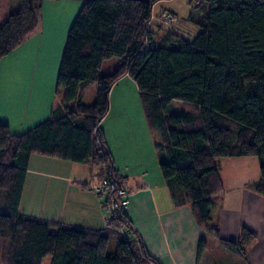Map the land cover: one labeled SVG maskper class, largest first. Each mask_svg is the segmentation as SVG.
<instances>
[{"label":"trees","instance_id":"obj_1","mask_svg":"<svg viewBox=\"0 0 264 264\" xmlns=\"http://www.w3.org/2000/svg\"><path fill=\"white\" fill-rule=\"evenodd\" d=\"M44 1L19 0L0 24V59L42 29ZM157 1L85 0L69 28L57 75L67 103L22 133L0 117V264H42L46 255L51 264H162L147 250L126 207L110 214L103 228L20 210L34 153L91 162L99 166L100 180L113 176L123 185L100 124L113 85L126 73L138 85L148 125L159 133V169L172 198L192 204L200 227L220 236L209 221L212 195L224 189L221 158L256 157L260 177L250 187L264 195V0H199L189 14L200 28L193 39L171 31L152 36ZM112 56L122 61L101 74ZM93 82L96 98L87 103L85 91ZM175 102L183 104L180 113ZM254 237L243 226L238 242L220 239L244 255ZM204 247L201 239L199 255Z\"/></svg>","mask_w":264,"mask_h":264},{"label":"crops","instance_id":"obj_2","mask_svg":"<svg viewBox=\"0 0 264 264\" xmlns=\"http://www.w3.org/2000/svg\"><path fill=\"white\" fill-rule=\"evenodd\" d=\"M84 1L45 0L42 29L0 59V117L13 132L30 129L50 117L56 107L67 103L64 90H58L57 75L67 33ZM195 3L199 0L157 1L149 24L152 36L159 38L174 32L175 27L166 25L168 13L188 15L189 22L184 24L194 29L189 14ZM159 5L161 11L156 13ZM178 20L177 17L172 24ZM154 26L158 31L163 30L162 35H156ZM121 83L136 85L128 73L117 80L110 92V109L100 126L113 153L116 171L128 191L126 209L131 224L142 236L147 250L162 264H264V195L250 187L259 179L260 171L255 176L247 172L250 167L259 166L258 159L253 156L220 159L224 189L212 195L214 206L210 224L219 228L220 236L209 228L200 227L192 204H176L172 198L159 169L160 155L155 147L159 133L148 125L143 106L145 123L141 124L142 130L135 135L125 130L136 122L133 111L138 110V100L132 103V99L129 101L125 97L115 106L118 114L113 127L118 129V134L113 132L112 126L105 127L104 122L113 109V95ZM121 148L130 150L128 155L124 154L128 171L118 167L115 161V150L122 151ZM37 154H32L30 159L20 210L41 218L105 227L109 218L104 205L108 194L106 189L96 188L100 181L99 166L91 162H60L61 158L47 155L39 158ZM243 226L255 234L244 245V255L220 239L238 242ZM201 239L205 247L199 255Z\"/></svg>","mask_w":264,"mask_h":264},{"label":"rangeland","instance_id":"obj_3","mask_svg":"<svg viewBox=\"0 0 264 264\" xmlns=\"http://www.w3.org/2000/svg\"><path fill=\"white\" fill-rule=\"evenodd\" d=\"M18 6H19V0H0V24H2L5 21V19L7 18V16L9 15V13L14 11V10H16L18 8ZM160 9H161V7L159 5L158 7H156L155 12L159 13V11H161ZM168 14H167L166 20H169V21H167L168 24H166V25L167 26L169 25L170 27H175L173 29L174 32H177L180 35H183V36H185L188 39H193L197 35V33L200 31L199 26H197L194 23H193V25L195 26L194 29H192L191 25H185L184 24V23L189 22L187 20V18H186L188 15L186 16L184 13L183 14L179 13L178 15L175 14L176 18L172 20V19L168 18ZM177 17L179 18V20L176 21L174 24H172L173 23L172 21L177 20ZM176 24H177V26H179L178 29H177ZM153 29L157 33L156 35H162L163 30L158 31V28L156 26H154ZM121 61H122V58L119 57V56H112V57L106 59L104 61V63H103L102 68H101V74H107V73L112 72L119 65V63ZM2 77L6 78L3 73H2ZM96 88H97V84H96V82H93L86 89L85 95H84V101L85 102L93 103L95 101ZM125 92L127 94L126 96L124 95ZM125 97H127V100L132 99V103H135V101L138 100V104H139L138 110H137V112H136V110L133 111V120L136 121V122L133 123V127H129V128L125 129L126 131H128V133L130 131L131 134L135 135V134L138 133V131L142 130L141 124L145 123V121H144L145 118H144V113H143V110H142V107H141L142 105H141V101H140L139 88H138L137 83H136V85H127L126 83H121L116 88L115 93H114L113 98H112V100H113V102H112L113 103V109L111 111L110 117L104 122V125H105L106 128L110 127V126L113 127V125H115L114 120H116V116L118 114L116 109H115V106L120 104L121 102H123ZM183 109L184 108H183V104L182 103H180V104L177 103V102L174 103V110L176 112L180 113ZM117 130H118L117 128L113 127V132H116L118 134L119 132H117ZM121 133H126V132L122 131ZM128 133H127V135H128ZM116 146H114V147H116ZM121 150L122 151L115 150V151H117V156H116V160L115 161L118 163V167H122V169H125L126 171H128V169L125 168L126 163H125L124 154L128 155L130 150L126 149V148H124V149L121 148ZM36 156H39V158L47 157L46 155H41V154H37ZM36 156L34 155V158ZM59 160H60V162L61 161L62 162L63 161H67V160H64V159H59ZM43 164H45L46 166L50 167V164H48L47 162H43ZM43 164H41V165H43ZM222 164H221V166H222ZM38 165H39V161L36 164V167H38ZM77 165H79V164H76V166ZM130 166H131V168H133L132 164ZM259 171H260V168H259L258 165L250 167L249 170L247 169V172L250 174V176H255L256 173L258 175ZM244 173H246V172H244ZM224 174H225V170H224ZM105 199H106V197H105ZM128 201H129V196H128ZM0 208H1V202H0ZM106 212L110 216L111 213L109 211H107V210H106ZM209 222L211 224V219H210ZM115 243H116V239L114 237H112L110 239L109 252L112 251L113 247L115 246ZM211 247L213 248L214 245H212ZM51 261H52L51 255H46L44 257V259H43L42 264H51Z\"/></svg>","mask_w":264,"mask_h":264},{"label":"built area","instance_id":"obj_4","mask_svg":"<svg viewBox=\"0 0 264 264\" xmlns=\"http://www.w3.org/2000/svg\"><path fill=\"white\" fill-rule=\"evenodd\" d=\"M168 18L173 20L176 16L174 13H169ZM146 185L149 186V183L146 182ZM96 188L106 189L108 194L106 208L111 214L116 213L121 207H126L129 203L127 189L120 185L113 176L104 177L97 183Z\"/></svg>","mask_w":264,"mask_h":264}]
</instances>
